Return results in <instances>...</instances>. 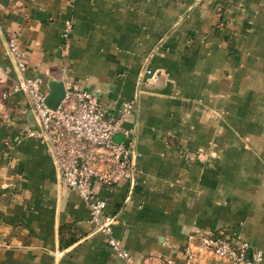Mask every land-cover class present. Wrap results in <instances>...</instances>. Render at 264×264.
<instances>
[{"label":"crops","instance_id":"obj_1","mask_svg":"<svg viewBox=\"0 0 264 264\" xmlns=\"http://www.w3.org/2000/svg\"><path fill=\"white\" fill-rule=\"evenodd\" d=\"M12 36L24 76L45 94L49 81L72 83L112 118L137 99L123 124L131 135L114 138L132 147L136 132L134 182L94 185L136 263L230 264L200 246L217 231L260 250L264 264V0H0V264H125L46 147L23 138L37 121L15 91ZM211 131L215 155L186 158L189 137L207 149L196 135Z\"/></svg>","mask_w":264,"mask_h":264},{"label":"built area","instance_id":"obj_2","mask_svg":"<svg viewBox=\"0 0 264 264\" xmlns=\"http://www.w3.org/2000/svg\"><path fill=\"white\" fill-rule=\"evenodd\" d=\"M62 40L67 41L72 31L69 17L62 19ZM7 53L22 76L16 92L27 95L37 127L25 131L24 139H33L46 147L62 184L75 192L88 210L93 229L108 239V245L125 264H138L122 248L114 237L113 219L105 214L107 202L100 198L94 185L116 186L131 178V149L114 140L131 132L124 128L125 118L134 112V103H124L115 118L107 115L98 97L72 83L64 84L65 95L56 109L45 104V92L41 79L24 76L26 66L16 36L7 42ZM145 74L154 77L147 69ZM9 95L4 94L3 98ZM200 246L216 258L230 264H261L263 255L253 250L252 261L246 260L249 245L241 240L229 239L223 232L208 231L199 237ZM189 260L194 258L191 249L186 250Z\"/></svg>","mask_w":264,"mask_h":264},{"label":"water","instance_id":"obj_3","mask_svg":"<svg viewBox=\"0 0 264 264\" xmlns=\"http://www.w3.org/2000/svg\"><path fill=\"white\" fill-rule=\"evenodd\" d=\"M142 81V77L140 78V82ZM139 82V84H140ZM48 89L49 92L45 96V104L50 109H56L60 103L62 102L64 95H65V88L64 83L62 81H49L48 83ZM137 109V99L134 103V112H136ZM133 140H132V147L131 149V184L134 182V169H135V159H136V132L133 133ZM130 141L126 140L124 141V145L129 146ZM95 233H99L98 230L95 231ZM252 255H253V249L251 247H248L246 251V260L252 261Z\"/></svg>","mask_w":264,"mask_h":264},{"label":"rangeland","instance_id":"obj_4","mask_svg":"<svg viewBox=\"0 0 264 264\" xmlns=\"http://www.w3.org/2000/svg\"><path fill=\"white\" fill-rule=\"evenodd\" d=\"M127 103H130V102H127ZM132 103H133V101H132ZM241 106L242 105L240 103V107ZM224 115L225 114L218 116L217 120L222 118L223 123H226L227 125H229L230 124V118L227 119ZM207 119H212V121H215L214 118H207ZM209 121H208V123H209ZM238 126H239V123H238ZM240 126L245 127L246 124L243 122V123H240ZM199 133L200 134L196 135V136L199 137V139H200L199 141H201V143L206 142V145H208V146H206L207 149L206 148H199V147H198L199 149H196V148L194 149V147H192V146L190 147V145L193 144L192 141L195 140V139H198V138H192L193 136L189 137V141H190L189 143L190 144L187 146L189 148H186V158H188V157H198V158L202 157L203 158V157H206L208 155H211V156L215 155L214 147L210 146L209 143H211V145L214 143L215 134L218 135V132L215 133V134L212 131L211 132H206V133H201V132H199ZM244 134H246V133H244ZM193 135H195V134H193ZM223 138L225 140H227V141L230 140V138H231L230 137V133L223 132ZM240 139H244V138L242 136H240ZM227 150L230 151V149H227ZM234 151H237V150H234ZM222 154L226 155V152L223 150Z\"/></svg>","mask_w":264,"mask_h":264},{"label":"trees","instance_id":"obj_5","mask_svg":"<svg viewBox=\"0 0 264 264\" xmlns=\"http://www.w3.org/2000/svg\"><path fill=\"white\" fill-rule=\"evenodd\" d=\"M61 233H62V232H60V234H61ZM71 242H72V240H71V241H68V242H65V243L62 242L61 245L64 246V248H65V247H67L68 245H70Z\"/></svg>","mask_w":264,"mask_h":264}]
</instances>
